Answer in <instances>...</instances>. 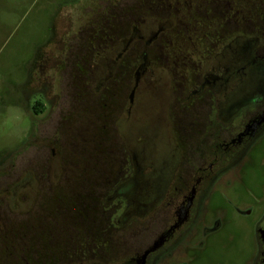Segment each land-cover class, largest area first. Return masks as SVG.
Here are the masks:
<instances>
[{
    "label": "flooded vegetation",
    "instance_id": "flooded-vegetation-1",
    "mask_svg": "<svg viewBox=\"0 0 264 264\" xmlns=\"http://www.w3.org/2000/svg\"><path fill=\"white\" fill-rule=\"evenodd\" d=\"M113 4L97 14L130 22L113 60L132 47L130 97L168 91L169 161L156 169L155 147L142 157L136 140L108 163L87 142L80 163L10 174L0 264H264V0Z\"/></svg>",
    "mask_w": 264,
    "mask_h": 264
},
{
    "label": "rangeland",
    "instance_id": "rangeland-1",
    "mask_svg": "<svg viewBox=\"0 0 264 264\" xmlns=\"http://www.w3.org/2000/svg\"><path fill=\"white\" fill-rule=\"evenodd\" d=\"M127 1L0 0V186L36 160H87V142L100 146L110 163L122 150L131 157L138 140L142 157L151 156L154 146L156 169L166 166L169 160L162 155L173 141L163 137L168 91L156 82L145 98L142 93L130 97L132 47L113 63L130 22L97 14L113 2L123 8ZM225 37L219 32V41ZM36 102L42 105L38 113Z\"/></svg>",
    "mask_w": 264,
    "mask_h": 264
},
{
    "label": "trees",
    "instance_id": "trees-1",
    "mask_svg": "<svg viewBox=\"0 0 264 264\" xmlns=\"http://www.w3.org/2000/svg\"><path fill=\"white\" fill-rule=\"evenodd\" d=\"M41 107L42 105H40V102H36L34 105H33V110L38 113L40 110H41Z\"/></svg>",
    "mask_w": 264,
    "mask_h": 264
}]
</instances>
